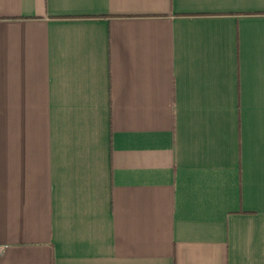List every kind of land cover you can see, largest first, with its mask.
Returning <instances> with one entry per match:
<instances>
[{"label": "crops", "instance_id": "0c3cea01", "mask_svg": "<svg viewBox=\"0 0 264 264\" xmlns=\"http://www.w3.org/2000/svg\"><path fill=\"white\" fill-rule=\"evenodd\" d=\"M0 264H264V0H0Z\"/></svg>", "mask_w": 264, "mask_h": 264}]
</instances>
